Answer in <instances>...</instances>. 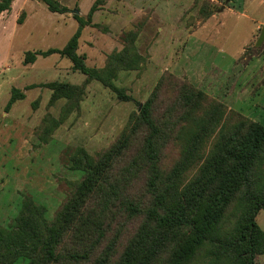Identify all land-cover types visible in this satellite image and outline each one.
<instances>
[{
    "label": "trees",
    "instance_id": "16d2710c",
    "mask_svg": "<svg viewBox=\"0 0 264 264\" xmlns=\"http://www.w3.org/2000/svg\"><path fill=\"white\" fill-rule=\"evenodd\" d=\"M12 1L0 0V14L10 10ZM32 1L42 2L51 13L68 12L54 0ZM104 1L96 0L85 18L73 15L78 27L63 47L24 54L23 65L58 55L84 76L81 84L41 85L50 91L49 106L59 100L64 104L57 119H42L39 142L48 143L79 112L91 82L139 111L130 114L104 150L94 155L82 147L70 151L66 166L81 172V178L68 184L51 220L45 205L23 197L17 216L7 227L0 226V264H255L264 253V231L256 224L264 210V126L235 115L222 101L167 71L139 108L127 89L114 84L121 72L144 70L137 30L122 34V48L110 53L101 68L86 66L77 53L82 29L91 26L92 14ZM220 7L202 0L195 20L207 21ZM24 98L12 88L5 111ZM234 116L237 121L229 125ZM212 136L210 150L203 152ZM171 142L179 153L166 169L162 159ZM139 175L143 186L137 195L134 181ZM136 219L141 221L132 231Z\"/></svg>",
    "mask_w": 264,
    "mask_h": 264
},
{
    "label": "rangeland",
    "instance_id": "374dc122",
    "mask_svg": "<svg viewBox=\"0 0 264 264\" xmlns=\"http://www.w3.org/2000/svg\"><path fill=\"white\" fill-rule=\"evenodd\" d=\"M54 1L61 6H69V8L66 7L68 12L65 13L67 19L62 21L60 14L51 13L42 2L32 0L23 4L22 2L14 3L0 19V151L8 152V157L4 159L0 157V161L8 162L5 167L9 175L13 168L15 169L14 182L16 186L22 187L24 196L31 197L46 206L48 220L55 216L64 202L69 191L68 184L81 178V172L70 171L66 166L70 151L82 147L90 155H94L104 150L117 139L130 114L139 111L134 103L119 102L109 90L97 82H91L85 89L79 112L71 115L60 125L52 133L48 143H40L42 119L46 115L57 119L64 104L63 100H59L49 106L50 91L41 85L54 81L70 84H81L84 81L82 74L71 70L69 60L60 58L58 55L47 58L37 57L34 64L23 65L25 52L63 47L78 27L75 21L67 22L68 19H73L72 11L78 10L77 2L90 0ZM196 2V5L192 6V16L188 18V23H194L197 18V11L202 0H196ZM217 5H225L231 11L230 13L225 11L226 14L219 18L224 26L217 39L213 37L209 41L203 40L202 45L197 44V47L202 49L200 50L202 54L195 55L194 59L204 57V61L194 63L195 66L192 63L191 66L197 70L191 72L189 76L199 81L198 66L203 62L204 66L208 67L207 80L210 79V83L205 86L206 89L232 109L235 115L248 117L264 126V41L260 46H255L261 28L264 26V0H233L227 4L224 0L221 3L217 2ZM19 17H21V23L17 22ZM57 22H60L62 26ZM91 31L93 30L89 29L85 32L81 39L89 38ZM193 47L194 45L190 49ZM84 49L80 45L77 53L81 54ZM101 64L93 65L89 61L86 62L88 67L101 66ZM148 73L150 77L146 76L143 83L154 85L157 82V79H154V69L150 67ZM131 74L132 72H122L114 84L128 89L131 85L127 84V78ZM31 85L34 87L28 89L27 87ZM147 87L145 86L144 90ZM12 88L23 92L25 99L13 105L7 115L5 106ZM128 90L131 91V89ZM144 90L137 100L144 96L147 98L148 94ZM255 106H258L257 109ZM236 121L237 116H234L227 123L231 125ZM214 136L206 140L203 152L210 150ZM7 138L12 139V143H9ZM23 139H25V145H29L28 148L31 149L29 156L16 159V153L10 158L12 151L18 152L17 149ZM178 153L177 143L171 142L164 153L162 166L166 169L171 168L177 160ZM15 162H18L16 166ZM22 168H28L25 170L24 178L20 174L24 171ZM194 171V169L188 171L187 177L190 178ZM27 177H31L34 186L38 182L42 185L45 181L47 189L41 190L40 193L38 186L31 189L26 186ZM134 183L135 193L140 195L143 178L139 175ZM6 188L11 189L12 183H9L4 190ZM19 204L20 201L15 208L16 212L19 210ZM16 215L17 213L14 214ZM140 221L136 219L131 223L132 231L133 229L135 231ZM256 224L264 231V210L258 213ZM16 264H26V261L22 260ZM255 264H264V253L256 257Z\"/></svg>",
    "mask_w": 264,
    "mask_h": 264
},
{
    "label": "crops",
    "instance_id": "0c3cea01",
    "mask_svg": "<svg viewBox=\"0 0 264 264\" xmlns=\"http://www.w3.org/2000/svg\"><path fill=\"white\" fill-rule=\"evenodd\" d=\"M27 1L29 0H13L11 3V8L14 3L22 2L23 4ZM95 1L96 0H90L81 3L76 1L78 15L82 18H85ZM210 1L217 3V0ZM195 2L196 0H105L104 3L99 5L96 11L92 14L91 26L87 25L82 29L81 36L78 41V49L80 45L85 49L82 50V53L79 55H83L85 57V64L87 61L93 63V65L102 63L101 66H90V68H101L104 66L105 60L110 53L116 50L119 51L122 48V34L127 31L137 30L138 51L146 58V69L140 74L138 71H130L132 74L128 75L127 84L131 85L128 87V89H131V91L128 89L127 90L128 94H131V97L142 104L146 99L145 96L140 100L137 99H139L140 93L145 89V86H148L146 90H144L145 93L148 95L150 94L156 82L154 85H148L147 82L143 83V79L146 76L150 77L148 70L150 67H152L154 69V79L158 80L162 73L167 71L175 76L187 79L196 87L204 91L207 95L215 98L212 92L205 87L210 83V79L207 80L208 72L206 69L208 67L204 66L203 62L201 65L199 64L200 66H198L199 72L197 77L199 78L200 82L198 80L192 79L189 74L197 70L191 66L192 63L194 64L199 61H204V57L200 59H194L195 55L197 56L202 54V52H200L202 49H199L197 44H201L203 40H212L213 37L217 39L224 26V23L219 21V18H222L226 12L231 11V9L229 7H225L222 12H216L203 23L195 22L196 20H194V23H188L187 20L190 18V16H192V6ZM65 7L69 8V6ZM4 14H6V12L0 14V19ZM59 17L62 21L65 18L67 19V17H65V13L60 14ZM68 21L75 20L73 18L68 19L67 22ZM57 23L61 25L60 22ZM95 25L99 26V28L95 27ZM89 29L93 30L91 31V36L85 40H82V35ZM193 45L194 47L190 49V47ZM177 48L179 49V52H177ZM213 78H215V76ZM219 85L222 86L221 83H219ZM125 103L132 104V102ZM13 105L10 110L13 108ZM257 107L258 106H255L256 109ZM9 111L6 113L7 115L9 114ZM5 118L8 119V117ZM7 141L12 143L13 140L7 138ZM24 142L25 139L22 140L21 145L17 149L18 152L12 151L10 158L14 157L16 153V159L29 156L31 149H29V145L26 146ZM0 157L2 159L7 158L8 152L5 150L0 151ZM7 163V161H0L1 227H7L8 224L17 216H14V214H18L21 201L24 197L22 187L16 186L14 182L15 169L13 168L14 171L12 170L11 175H9V171H7L5 167V164ZM17 164L18 162L14 163L15 166ZM22 169L24 171L20 174L23 175L24 178V176L26 177L25 170L28 168ZM10 176L11 179H9ZM31 177H27L26 186L31 187V189L38 186L37 189L39 193L41 190L45 191L47 189L45 181L42 182V185L40 182H38V184L34 186V183L31 181ZM17 182L19 183V181ZM9 183H12V188H6V190H4ZM19 201V210L16 212L15 208L17 207ZM36 203L41 204V202Z\"/></svg>",
    "mask_w": 264,
    "mask_h": 264
},
{
    "label": "water",
    "instance_id": "95a60500",
    "mask_svg": "<svg viewBox=\"0 0 264 264\" xmlns=\"http://www.w3.org/2000/svg\"><path fill=\"white\" fill-rule=\"evenodd\" d=\"M229 1L230 0H226L225 3L227 4ZM224 8H225V5L221 6L218 12H222ZM73 13L74 14H78V10H74ZM263 41H264V26H262V28H261V31H260V34H259V37H258V39L256 41L255 46L256 47L260 46ZM140 107H141V104H140L139 108Z\"/></svg>",
    "mask_w": 264,
    "mask_h": 264
}]
</instances>
